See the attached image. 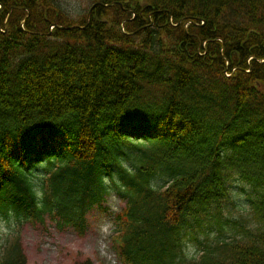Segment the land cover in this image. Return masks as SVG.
I'll return each instance as SVG.
<instances>
[{
	"label": "trees",
	"instance_id": "trees-1",
	"mask_svg": "<svg viewBox=\"0 0 264 264\" xmlns=\"http://www.w3.org/2000/svg\"><path fill=\"white\" fill-rule=\"evenodd\" d=\"M87 1L77 19L62 0H0L2 28L18 8L0 28V264H29L15 227L49 219L85 235L113 196L121 264H264V0H114L206 22L201 43L168 26L140 48L100 31L113 0ZM109 68L116 81L99 75ZM193 229L213 243L182 254Z\"/></svg>",
	"mask_w": 264,
	"mask_h": 264
},
{
	"label": "bare ground",
	"instance_id": "bare-ground-1",
	"mask_svg": "<svg viewBox=\"0 0 264 264\" xmlns=\"http://www.w3.org/2000/svg\"><path fill=\"white\" fill-rule=\"evenodd\" d=\"M77 1V0H76ZM102 5V4H101ZM61 8L62 11L64 10L67 14H69V11L67 10L66 6L61 3ZM97 6L93 5V8H95ZM103 7H105V12L104 14H102V12H99L97 14L98 18H100V31L102 30L103 32H112L113 35L117 38V39H123L125 38H129V41L127 43H124L125 45H122V47L125 48H140L141 45L143 46H149L153 37V30H158L159 29H165L166 27L170 26L174 29H180L183 28L184 32L186 34H188L186 41L189 42L192 39H198L199 42L201 43V39L199 38V34H198V30H200L201 28H203L204 26H206V22L203 21H199V20H193V19H186V18H182L178 21H175L174 16L172 14L175 15V12L173 13L171 10H164V11H159L158 9H155L154 6H147V8H151L155 11H150L149 14H147V17L145 16H139L137 17V14L135 15V13L133 14V9L132 7H128L126 3L122 2V1H110L109 3H107L106 5H102ZM1 10H2V6ZM14 9H18L16 7H13L9 13H13ZM119 9L125 13H122L119 11ZM161 12L164 15H168V19L166 20V18L164 20H162V18H158L156 19L157 13ZM102 14V15H101ZM134 15V16H133ZM11 16H7L5 24L3 26V28L0 26L1 30L3 33H7L8 32V27L7 24L9 22V18ZM31 17V12L28 9L26 11V14L24 16V19L22 20L21 23V27L24 28L26 22L30 19ZM91 18V14H89V20ZM98 22H95V24H97ZM104 26H106L107 28H105ZM53 27L52 25L49 27V35H51V30ZM5 28V30H4ZM72 30V29H79V30H83L85 29V27L80 26L78 24H75L72 27L66 28L64 27L63 30ZM196 29V30H195ZM35 34V33H32ZM41 35H46V34H41ZM127 38V40H128ZM90 40L92 41H96L97 40V36L96 35H90ZM211 40H206L205 42H209ZM221 41V38H218L216 40H214V43H218ZM204 44V43H203ZM75 71L77 70V67L72 64L68 67V69L66 71ZM99 75H103V77H107L110 80L116 81V73L113 71V69L109 68L108 70L100 73ZM91 78H88L89 81H94L92 79V74H90ZM70 79V78H69ZM80 80L77 78H75L73 85L77 82H79ZM93 87H95V84H92ZM44 104L45 102H39ZM47 105V104H46ZM54 125V124H52ZM76 131L78 134H80L81 136H83L86 140L90 139V135H89V131H90V125L88 124H79L76 128ZM140 136V134L132 132L129 133L127 135V137L123 138L122 136H116L115 139L118 141H124V142H128L132 139H138ZM57 140H58V136H57ZM9 146H12V143L9 142L8 143ZM18 148L22 149L24 152H28L29 148H26L22 145H18ZM63 149L67 148V145L64 144ZM43 152L47 153V154H51L54 151V146L49 145V146H45L41 148ZM56 155L62 157L64 156V154L62 153H58V152H54ZM135 157H139V153L138 151H134L133 152ZM216 229V228H215ZM216 232L219 235H227L225 234L223 231L216 229ZM212 239L211 238H207L205 233H201L200 230L198 229H193L190 233V235L187 236V238L185 239V245H184V249H182V251L180 253L183 254L184 253H188L191 250H195V249H199L202 245H207V244H212ZM180 246V239H175V240H168L166 242V247H171L173 249L177 248ZM28 261V259H27ZM29 262V261H28Z\"/></svg>",
	"mask_w": 264,
	"mask_h": 264
},
{
	"label": "rangeland",
	"instance_id": "rangeland-1",
	"mask_svg": "<svg viewBox=\"0 0 264 264\" xmlns=\"http://www.w3.org/2000/svg\"><path fill=\"white\" fill-rule=\"evenodd\" d=\"M62 3L77 19L89 7L87 0H62ZM105 207L91 214L89 230L83 237L71 229L61 231L48 223L45 228L23 227L22 242L29 264H85L87 259L93 264H120L111 251V236L115 216L124 204L117 198H110ZM196 250L188 253L193 255Z\"/></svg>",
	"mask_w": 264,
	"mask_h": 264
}]
</instances>
